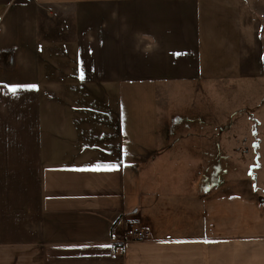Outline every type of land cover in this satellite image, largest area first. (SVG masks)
I'll use <instances>...</instances> for the list:
<instances>
[{
  "label": "crops",
  "instance_id": "1",
  "mask_svg": "<svg viewBox=\"0 0 264 264\" xmlns=\"http://www.w3.org/2000/svg\"><path fill=\"white\" fill-rule=\"evenodd\" d=\"M263 3L0 0V264H264V190L159 128L174 86L259 73Z\"/></svg>",
  "mask_w": 264,
  "mask_h": 264
},
{
  "label": "rangeland",
  "instance_id": "2",
  "mask_svg": "<svg viewBox=\"0 0 264 264\" xmlns=\"http://www.w3.org/2000/svg\"><path fill=\"white\" fill-rule=\"evenodd\" d=\"M261 9L264 12V3ZM260 22L259 73L199 87L174 86L169 90L174 103L162 112L159 128L165 145L180 147L172 154L174 159L185 161L195 155L206 164L200 170L211 178L241 181V186L249 183L263 191L264 17Z\"/></svg>",
  "mask_w": 264,
  "mask_h": 264
},
{
  "label": "built area",
  "instance_id": "3",
  "mask_svg": "<svg viewBox=\"0 0 264 264\" xmlns=\"http://www.w3.org/2000/svg\"><path fill=\"white\" fill-rule=\"evenodd\" d=\"M31 1V0H30ZM150 239V234L144 229L129 228L124 235L122 244L134 243V242H144Z\"/></svg>",
  "mask_w": 264,
  "mask_h": 264
},
{
  "label": "snow or ice",
  "instance_id": "4",
  "mask_svg": "<svg viewBox=\"0 0 264 264\" xmlns=\"http://www.w3.org/2000/svg\"><path fill=\"white\" fill-rule=\"evenodd\" d=\"M81 79H83V73H81ZM18 87L20 86H8L9 91L12 92L13 94H15L18 90ZM26 88H36V85H27V86H23ZM117 165L114 164H109V165H100V164H95L92 165L91 167H83V168H77V169H73L75 171H102V170H106V171H111V170H116L117 169ZM208 242V241H205Z\"/></svg>",
  "mask_w": 264,
  "mask_h": 264
}]
</instances>
